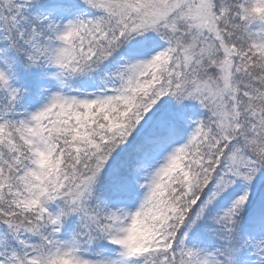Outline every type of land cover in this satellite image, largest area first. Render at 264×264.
<instances>
[{"label":"snow or ice","instance_id":"obj_1","mask_svg":"<svg viewBox=\"0 0 264 264\" xmlns=\"http://www.w3.org/2000/svg\"><path fill=\"white\" fill-rule=\"evenodd\" d=\"M0 264H264V0H0Z\"/></svg>","mask_w":264,"mask_h":264}]
</instances>
